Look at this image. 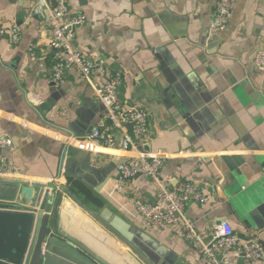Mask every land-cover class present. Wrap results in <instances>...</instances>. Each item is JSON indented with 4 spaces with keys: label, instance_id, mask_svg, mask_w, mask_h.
<instances>
[{
    "label": "crops",
    "instance_id": "obj_1",
    "mask_svg": "<svg viewBox=\"0 0 264 264\" xmlns=\"http://www.w3.org/2000/svg\"><path fill=\"white\" fill-rule=\"evenodd\" d=\"M217 1L65 0L72 16H86L75 46L87 59L103 60L110 74L123 76L124 106L150 115L139 151L165 158L160 178L170 188L192 182L208 197L185 211L202 239L210 241L214 226L227 221L240 237H257L264 246V205L239 215L232 204L264 178V73L253 62L264 49V0H234L230 22L218 33L209 31ZM37 3L0 0V29L20 31L17 44L0 37V137L14 142V150H1L0 159L17 170L0 180L68 186L93 210L109 208L167 247L175 264H208L179 229L155 230L137 214L135 202L158 200V185L144 176L119 182L120 164L139 153L125 150L122 135L110 125L96 96L103 79L88 82L69 71L64 84L53 81L47 47L52 29ZM32 44L39 46L35 57L29 54ZM77 123L88 135L72 132L60 165L66 132ZM97 130L111 132L116 146L91 140ZM59 222L63 239L103 255L105 264L113 254L125 264H141L124 246L125 251L115 247L116 239L67 196Z\"/></svg>",
    "mask_w": 264,
    "mask_h": 264
},
{
    "label": "built area",
    "instance_id": "obj_2",
    "mask_svg": "<svg viewBox=\"0 0 264 264\" xmlns=\"http://www.w3.org/2000/svg\"><path fill=\"white\" fill-rule=\"evenodd\" d=\"M52 0H38L36 11L48 15L52 29V37L47 47L52 55V78L57 84H64L66 73L76 71L82 79L92 82L95 77L104 82L96 87V96L108 112L110 125L122 135L123 148L139 153L138 157L128 159L120 164L118 169L119 182L122 184L138 176H144L155 181L158 185V200L155 203L135 202L138 215L146 223L158 231L179 229L183 238L191 241L197 253L208 264H237L239 260L259 263L264 260V246L257 237H240L232 225L222 221L214 226L213 237L205 242L196 225L185 217L189 203H207L205 196L198 187L192 183H182L169 187L160 178L165 164V158L148 152H140L139 147L145 146V137L148 133L150 115L147 110L139 107L124 106L120 96V88L124 82L120 74H110L103 60L87 59L75 46L77 28L85 24L86 16L79 13L72 16L65 0H59L54 5ZM234 0H218L214 17L209 25L210 32L224 31L232 17ZM8 36L13 44L20 40L18 28L0 29V37ZM38 44H32L29 54L36 56ZM254 65L258 71L264 73V49L254 55ZM90 139L106 147L113 148L117 142L109 131L97 130ZM65 141L71 146L70 139ZM75 138V137H74ZM143 143V144H142ZM14 150V142L8 137H0V151ZM16 168L7 161L0 159V175L14 176Z\"/></svg>",
    "mask_w": 264,
    "mask_h": 264
},
{
    "label": "water",
    "instance_id": "obj_3",
    "mask_svg": "<svg viewBox=\"0 0 264 264\" xmlns=\"http://www.w3.org/2000/svg\"><path fill=\"white\" fill-rule=\"evenodd\" d=\"M66 132L88 135L77 123ZM66 145L61 149V162ZM71 173L66 170L65 177ZM105 182L97 191L101 192ZM31 184L23 180H0V264H99L89 254L63 239L59 216L64 197H69L94 219L109 235L141 264H175L176 256L147 233L138 230L109 208L93 210L83 203L68 186ZM239 215H250L264 205V178L252 190L237 194L232 202Z\"/></svg>",
    "mask_w": 264,
    "mask_h": 264
},
{
    "label": "rangeland",
    "instance_id": "obj_4",
    "mask_svg": "<svg viewBox=\"0 0 264 264\" xmlns=\"http://www.w3.org/2000/svg\"><path fill=\"white\" fill-rule=\"evenodd\" d=\"M70 189H71V191H72V192H73V193H74L79 199H81L82 201L86 202V199H85L83 196H81V195H79V193L73 191L72 188H70ZM91 207H93V206L91 205ZM99 232H100V231H99ZM111 242H112L113 245H115V243H113V240H111ZM128 251H129V250H128ZM87 254H89V255H90V256H91L96 262L101 260V263H102V264H105V263L103 262V261H104V259H103V257H102L103 255L97 253L96 251L94 252V251L89 250V252H87ZM113 256L115 257V258L113 259V261L108 262L107 264H125L124 261L119 260V258H118L116 255L113 254ZM128 264H129V262H128ZM132 264H139V263H138V262H134V263H132Z\"/></svg>",
    "mask_w": 264,
    "mask_h": 264
},
{
    "label": "bare ground",
    "instance_id": "obj_5",
    "mask_svg": "<svg viewBox=\"0 0 264 264\" xmlns=\"http://www.w3.org/2000/svg\"><path fill=\"white\" fill-rule=\"evenodd\" d=\"M102 234H104V233H102ZM113 243H115V247H117L118 249H121L122 251H125V249L124 248H122L120 245H121V243H119L118 241H116V240H113ZM123 246V245H122ZM127 249V248H126Z\"/></svg>",
    "mask_w": 264,
    "mask_h": 264
},
{
    "label": "trees",
    "instance_id": "obj_6",
    "mask_svg": "<svg viewBox=\"0 0 264 264\" xmlns=\"http://www.w3.org/2000/svg\"><path fill=\"white\" fill-rule=\"evenodd\" d=\"M83 203H84L85 205H87L88 207H90V205H89V204H87V202H84V201H83ZM90 208H91V207H90ZM91 209H92V208H91Z\"/></svg>",
    "mask_w": 264,
    "mask_h": 264
}]
</instances>
